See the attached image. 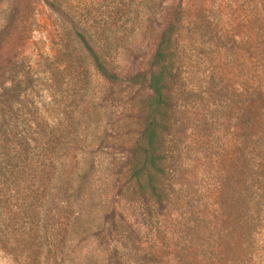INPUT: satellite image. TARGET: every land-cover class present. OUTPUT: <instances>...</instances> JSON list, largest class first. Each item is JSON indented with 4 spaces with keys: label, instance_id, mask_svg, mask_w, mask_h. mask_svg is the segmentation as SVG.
I'll list each match as a JSON object with an SVG mask.
<instances>
[{
    "label": "rangeland",
    "instance_id": "rangeland-1",
    "mask_svg": "<svg viewBox=\"0 0 264 264\" xmlns=\"http://www.w3.org/2000/svg\"><path fill=\"white\" fill-rule=\"evenodd\" d=\"M60 1L75 16L71 20L104 42L120 81L109 83L92 68L66 20L44 0H0L2 82L19 85L12 110L28 124L31 137L38 124H45V131L86 138L64 157V164L88 170L85 193L99 203L83 217L97 218L106 238L93 235L90 224L85 238L65 226L66 231H56L57 238L65 234L63 248L52 246L32 263L0 245V264H102L118 247L114 232L108 235L111 210L138 228L143 253L135 258L140 264H189L193 255L188 250L195 247L185 232L191 222L199 220L201 230L211 233L232 225L224 200L234 150L243 146L237 121L245 106L250 58L264 51V0ZM177 5L179 17L170 18ZM173 19L175 76L169 83L171 115L165 135L169 204L151 209L149 217L140 214L138 203L115 196L148 94L125 78L146 73L158 34ZM84 201L62 212L61 221L66 216L72 220ZM259 216L248 235L250 264H264V207ZM195 240L198 254L202 239ZM156 245L161 255L153 261L149 253Z\"/></svg>",
    "mask_w": 264,
    "mask_h": 264
},
{
    "label": "trees",
    "instance_id": "trees-1",
    "mask_svg": "<svg viewBox=\"0 0 264 264\" xmlns=\"http://www.w3.org/2000/svg\"><path fill=\"white\" fill-rule=\"evenodd\" d=\"M44 3L66 20L92 68L109 83L120 81L108 60L104 42L71 20L75 16L60 0H44ZM178 7H173L170 18L179 17ZM175 29V19L167 21L158 34L146 73H134L125 78L129 85L145 87L148 94L144 97L139 129L128 143V154L123 161L125 167L119 170L124 169L123 181L115 196L138 203L142 216L152 217L151 209L169 204L165 135L171 115L169 83L175 76L172 48ZM250 59L242 99L245 106L237 121L242 130L238 136L242 137L243 146L234 150L229 195L224 200L229 204L232 225L211 233L201 230L204 224L199 220L191 222L185 232L189 244L195 247L193 251L188 250L193 255L189 264H250L248 235L258 223L264 207V51L252 54ZM5 66L4 58H0V245L11 247L24 260L35 263L52 246L59 249L65 246V234L56 236V231L62 227L64 230L65 226L85 238L89 233L86 224H90L93 235L104 241L106 237L99 220L83 217L86 212H93L99 203L93 202L85 193L88 170L83 166L67 169L64 164V157L80 149L86 138L77 139L69 131L59 134L51 129L45 131V124H38L37 131H32L35 138L31 137L28 124L12 110V97L17 94L19 85L3 84ZM236 101L240 103V100ZM83 201L85 206L80 205L72 220L66 216L61 221L62 212L71 209L73 203ZM108 215L112 226L107 228L108 235L114 232L118 247L113 246L112 256L109 254L102 264H140L135 258L143 253L138 228H130L131 224L121 213L111 210ZM195 225L201 228L197 229ZM199 238L202 247L198 245L197 254L196 243L191 241ZM160 255L157 245L150 249L149 256L153 261Z\"/></svg>",
    "mask_w": 264,
    "mask_h": 264
}]
</instances>
